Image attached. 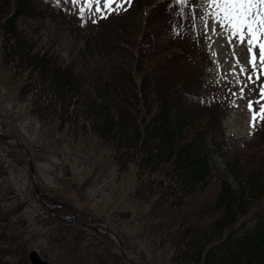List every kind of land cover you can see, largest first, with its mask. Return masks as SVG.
Returning <instances> with one entry per match:
<instances>
[{
  "label": "trees",
  "instance_id": "16d2710c",
  "mask_svg": "<svg viewBox=\"0 0 264 264\" xmlns=\"http://www.w3.org/2000/svg\"><path fill=\"white\" fill-rule=\"evenodd\" d=\"M124 9L93 23L71 0H0V68L40 121L108 149L109 162L133 178L173 264H264V148L251 161L226 144L227 108L204 80L207 54L190 22L185 31L183 5L131 0ZM124 14L130 22L112 21ZM61 40L67 60L54 48ZM47 213L61 232L83 228ZM76 236L66 249L93 264L97 250Z\"/></svg>",
  "mask_w": 264,
  "mask_h": 264
},
{
  "label": "rangeland",
  "instance_id": "374dc122",
  "mask_svg": "<svg viewBox=\"0 0 264 264\" xmlns=\"http://www.w3.org/2000/svg\"><path fill=\"white\" fill-rule=\"evenodd\" d=\"M120 3L119 12L128 4L124 0ZM169 3L176 5L175 0ZM75 4L84 10L82 19L98 20L109 14L102 3L97 5L94 0H77ZM97 7L100 12H96ZM110 7L115 9L116 4ZM183 7L188 13L182 21L185 31L190 22L187 32L207 54L208 60L202 64L207 63L203 67L204 80L219 87L227 108L223 119L226 144L255 161L264 148V122L251 127L247 105L249 100L260 99L259 88L264 84L259 49H254L257 68L253 70L248 65L247 46L234 37L230 41V32L214 18V6L205 0H190ZM117 17L112 21H131L126 14L125 21L119 22ZM174 31L176 40L181 42L184 30ZM54 48L64 60L68 59L66 41L61 40ZM240 67L247 71L241 74ZM249 75L252 82L248 81ZM10 81L0 68V131L18 138L16 142L25 148L15 147L13 140H0V257L13 264H29L27 252L35 249L51 264H88L90 256L82 261L66 249L67 242L76 243L78 234L81 245L89 244L97 250L92 254L96 259L93 264H173L169 260L170 248L157 247L158 238L147 217L148 206L134 194L133 178L120 173L109 162L108 149L90 134L74 135L66 128L58 129L53 121H40L17 99ZM253 109L258 111L259 106L254 103ZM213 158L215 166L220 167L221 159L216 155ZM48 210L78 217L89 225L81 224L83 228L77 229L69 222L73 227L61 232ZM90 225L115 233L121 249L109 234L112 243L103 237L107 233L97 235ZM121 254L129 261L119 259Z\"/></svg>",
  "mask_w": 264,
  "mask_h": 264
},
{
  "label": "snow or ice",
  "instance_id": "6c2138e0",
  "mask_svg": "<svg viewBox=\"0 0 264 264\" xmlns=\"http://www.w3.org/2000/svg\"><path fill=\"white\" fill-rule=\"evenodd\" d=\"M73 4L77 3V0H71ZM91 3L92 0H87ZM97 5L103 4V8L109 11L119 12L121 10L120 0H94ZM126 3H131V0H124ZM190 0H175L177 5H184L189 3ZM194 2V0H192ZM209 6H214L213 15L217 23L221 28H225L230 32L231 38H235L236 42L241 45L247 46L248 52V65L253 70L257 68V53L254 52L255 48L259 49V63L264 66V0H205ZM116 4V8L112 9L110 6ZM171 7V4L168 5ZM126 10V9H124ZM83 8L80 9V14L83 15ZM101 8L97 7L96 12H100ZM102 18H107L106 16ZM203 19V17H201ZM93 23L95 20L92 21ZM207 27V25H206ZM215 28L212 29L215 32ZM216 53L214 52L213 55ZM240 61L237 60V66ZM247 71V68L240 67V72L243 74ZM264 75V72L261 73ZM259 79V76H257ZM248 81L252 82V75L248 76ZM237 83L239 81L237 80ZM244 87H247L245 84ZM244 89H240L241 96ZM235 94V93H234ZM260 99L256 101L249 100L248 111L250 116V126L256 127L258 123L264 122V84L259 88ZM259 106V110L253 109V104Z\"/></svg>",
  "mask_w": 264,
  "mask_h": 264
},
{
  "label": "water",
  "instance_id": "95a60500",
  "mask_svg": "<svg viewBox=\"0 0 264 264\" xmlns=\"http://www.w3.org/2000/svg\"><path fill=\"white\" fill-rule=\"evenodd\" d=\"M2 137H3L4 139H6V140H11V139H12V140H15V137L12 136V135H2ZM35 190H36V194L39 195V191H38V189L35 188ZM57 216L60 217V218H64V217L61 216V215H57ZM74 220H78V219H77V218H74ZM78 221L81 222V223H83L84 225H88L86 222H82V221H80V220H78ZM94 229H95V230H99V229L96 228V227H95ZM106 232H108L109 235H111L112 237L115 238V240H116L117 243H118V246H119L120 249H121V241H120V239H119L114 233H112L111 231L106 230ZM27 259H28V261L30 262V264H51L50 262H48V261L42 259V258L39 256V254L37 253V251L34 250V249H31V250L28 251V253H27Z\"/></svg>",
  "mask_w": 264,
  "mask_h": 264
}]
</instances>
